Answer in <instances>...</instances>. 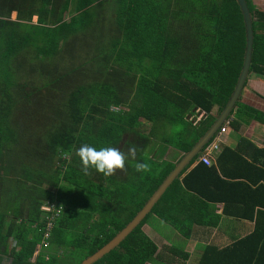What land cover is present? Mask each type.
Instances as JSON below:
<instances>
[{
  "label": "trees",
  "instance_id": "16d2710c",
  "mask_svg": "<svg viewBox=\"0 0 264 264\" xmlns=\"http://www.w3.org/2000/svg\"><path fill=\"white\" fill-rule=\"evenodd\" d=\"M248 2L255 20L251 73L264 76V11ZM76 45L91 54L60 69L64 58L74 60ZM246 46L236 0H0V264L4 257L13 264H81L112 240L174 169L164 159L168 147L188 153L212 127L214 108L219 115L236 89ZM32 53L36 80L19 72ZM238 107L230 128L264 124V112ZM200 111L206 116L198 120ZM85 143L125 153L135 146L136 158L112 176L95 169L85 175L76 155ZM246 145L256 151L252 161ZM256 147L242 138L236 149L222 151L218 170L201 166L192 171L200 176L196 182L176 180L119 248L96 264L160 258L163 251L143 231L150 218L185 239L193 225L215 221L218 227L221 217L211 215L202 198L225 199V215L250 218L257 227L222 250L209 246L200 264H264V149ZM136 162L151 170L137 172ZM215 191L222 198H211ZM55 201L60 214L48 230L41 208ZM235 205L243 208L234 212Z\"/></svg>",
  "mask_w": 264,
  "mask_h": 264
},
{
  "label": "crops",
  "instance_id": "0c3cea01",
  "mask_svg": "<svg viewBox=\"0 0 264 264\" xmlns=\"http://www.w3.org/2000/svg\"><path fill=\"white\" fill-rule=\"evenodd\" d=\"M255 6H257L258 9L264 11V0H254ZM241 104L249 105L257 110H260L264 112V76L256 73H252L249 83L244 91ZM217 107L214 108L212 114L214 116H218L217 114ZM205 117V116H204ZM235 119V118H234ZM218 137L220 138L219 142V151L215 152L214 150L211 151V158H212V165L207 166L205 165L201 160L200 157L192 164L189 165V167L186 169L185 173H183L180 177V180L182 181L186 176H188L189 183L194 180L196 182V178L200 177L197 174L192 173V171L196 168H200L201 166H204L208 169L210 168H216L218 167V157L222 153V151L225 148L230 149H236L240 140L242 138H248L257 146L256 148L264 149V124L259 123L257 121H252L249 125H244L241 130L236 131L230 127H228V131L225 134H219ZM249 149L250 156L247 158L252 161L251 154L254 157H257L256 151L251 146H243V149ZM169 149V148H168ZM168 151V150H167ZM260 155V154H259ZM184 156L183 153L179 151L170 150V152L166 153V156L164 157L165 160H170L172 163L178 162L182 157ZM170 158H173L171 160ZM261 162H264V159L260 158ZM260 162V163H261ZM223 164H228V162H223ZM260 165V164H259ZM224 169L227 173H235L238 174L236 170H232L231 168H227V166H224ZM196 179V180H195ZM218 192L210 193L209 195L215 198H222L221 194H217ZM227 194V193H226ZM225 194V195H226ZM187 197L191 199V194L188 193ZM227 197V196H226ZM229 197V196H228ZM203 202H206L211 206L209 213L211 215H222L225 216L224 210L227 207L225 205V199L217 200L216 202H212V199H201ZM242 209L241 205H235L233 211L238 212ZM222 217V218H223ZM232 220L234 226L237 229H241L240 234L236 236L231 243H225L223 239L217 238L216 233L217 230L222 233L223 228L219 226L214 228L216 229V232L213 234L211 231L204 229L207 225H193L192 228L196 226L204 227L203 233H206L209 235V237H206V235L200 233L199 231L194 232L193 229V235L189 239H185L174 227L169 225L168 223L158 219L154 218V220H150L144 227L143 231L146 233L147 237L154 242L158 248L159 251H163L159 257H155L154 260L150 261L147 264H200L202 256L204 255L205 250L209 246H215L219 250H222L229 245L237 242L238 240H243L250 236L257 227V222L250 219L243 217L242 219H234V217H227ZM222 220V219H221ZM221 223V222H220ZM220 225V224H219ZM202 230V228H201ZM202 232V231H201ZM213 234V235H212ZM219 235V234H218ZM222 236V234H221ZM186 241L184 243L182 240ZM190 242V245H187V243ZM178 248L179 254L177 251L175 252L176 255H166L169 253V248ZM181 252L189 254L188 258L186 255H183ZM162 259V257H164ZM2 264H13V259L11 257H4L2 260Z\"/></svg>",
  "mask_w": 264,
  "mask_h": 264
},
{
  "label": "water",
  "instance_id": "95a60500",
  "mask_svg": "<svg viewBox=\"0 0 264 264\" xmlns=\"http://www.w3.org/2000/svg\"><path fill=\"white\" fill-rule=\"evenodd\" d=\"M241 8L244 16L246 33H247V46L245 54V63L242 69L241 76L239 78L236 89L228 100L226 106L221 113L216 117V120L207 133L195 144V146L185 153L180 162L170 172V174L160 184L158 189L154 192L151 198L146 202L144 207L136 214V216L128 223V225L120 231L112 240L104 245L100 250L94 253L92 256L86 258L81 264H96L103 259L106 255L118 248L122 242L145 220V218L152 212L155 205L160 201L165 192L170 186L178 180L183 171L189 167V165L201 154L206 146L215 138L220 132L221 128L231 121L239 110V103L242 100L244 91L251 77V68L254 58V46H255V20L250 10L248 0H236Z\"/></svg>",
  "mask_w": 264,
  "mask_h": 264
},
{
  "label": "clouds",
  "instance_id": "9594fccd",
  "mask_svg": "<svg viewBox=\"0 0 264 264\" xmlns=\"http://www.w3.org/2000/svg\"><path fill=\"white\" fill-rule=\"evenodd\" d=\"M236 115H235V117H236ZM233 119H231V121H229V125H231ZM218 135H219V133H218ZM216 138L214 139V141L216 140ZM207 149H205L202 156L205 154ZM136 151H137V149L135 146L129 147L127 150V153H125L124 151H122L120 148H117V147L106 146V147H100L99 149H97L96 147L85 143V144H82L76 150V155L79 157L80 163L82 165V171L84 172L85 175H87L89 173V169H95L96 172L101 173L106 177H109V176L114 175L117 170L125 171L126 170V161L129 159V157H131L133 160H135ZM201 158L202 157H200V160H201ZM134 168L137 172H148L151 170L150 165L148 163H144V162H136L134 164ZM60 207H61L60 204H58L57 202L52 203V204L47 203L44 206H42L41 210L45 213V215H43V217L46 220V222L48 221V217L49 218L51 217L50 219H52L55 216H57V210L60 209ZM52 224H54L53 221H52ZM52 227H53V225H51L50 230L52 229ZM12 242H15V241H12ZM40 254H41V247L39 244L37 249H36L34 258L32 259V262H34L35 259Z\"/></svg>",
  "mask_w": 264,
  "mask_h": 264
},
{
  "label": "rangeland",
  "instance_id": "374dc122",
  "mask_svg": "<svg viewBox=\"0 0 264 264\" xmlns=\"http://www.w3.org/2000/svg\"><path fill=\"white\" fill-rule=\"evenodd\" d=\"M16 18H17V15L14 14V15L12 16V20L15 21ZM37 20H38L37 18H34L33 22L36 23ZM78 40H81V39L79 38ZM88 40H89V39H88ZM87 42H89V41H87ZM87 42H86V43H87ZM91 42H92V41H91ZM90 51H91L90 49L84 47L83 45H76V47H75L74 50H73V54L75 55L74 60L71 61V62H68V60L64 58V60H61V61H60L59 63H57V64L59 65L60 69L63 70V69H65L67 66H69L71 63H78V62H80V60H81L80 57H81L83 54H85V53H89ZM31 52H32V51H31ZM90 54H91V53H89V55H90ZM71 56H72V55H69L70 58H71ZM31 58H33V53H32V54H26V55L24 56V59H27V60L25 61V66H24V68H22L21 70H19V72L23 74V77H24V78H28V79H30V80H36V76H34V72L30 69L31 66L34 65V63H33L31 60H29V59H31ZM15 61H16V60H15ZM15 61H14V62H15ZM202 116H206V114H205L204 112L200 111V112L198 113V120H201V118H203ZM145 130L149 131V130H150V125H147L146 128H145ZM168 148H169V149H168V151H167V155H168V153L170 152V150L177 151V150L174 149L172 146H169ZM215 152H217V151H215ZM170 159L173 160V158H170ZM180 160H181V159H180ZM180 160H179L178 162L174 163L175 166L180 162ZM168 161H169V162H172V161H170L169 159H168ZM174 168H175V167H174ZM186 169H187V168H186ZM186 169L183 171V173L186 171ZM0 200H1V199H0ZM55 202H57V201H55ZM57 203H59V202H57ZM1 208H3V202L0 201V209H1ZM225 216H227V215H225ZM7 217L12 218V217H13V216H12V213L8 214ZM220 217H221L222 220L220 221L221 223H220V225H219V228L222 227L223 230H222V233H220V231L217 230L216 237H217V238H220V237H221L225 243H231V241H232L236 236H238V234H240L241 229H237V228L234 226L232 220H230V218H227V217H230V216L223 217L222 215H220ZM222 217H223V218H222ZM234 219H235V218H234ZM149 220H154V218H150ZM148 222H149V221H148ZM148 222H147V223H148ZM50 223H51V221H50ZM214 223H215V221L210 222L205 228H204V227H201V226H200V227L197 226L198 228H196V226H195V227H194V232L199 231L200 233L206 235V237H209L208 234L203 233V230H204V229H207V230L211 231V232L214 234V233L216 232V229L213 230V229H214V225H213ZM201 228H202V230H201ZM203 228H204V229H203ZM201 231H202V232H201ZM194 232H193V233H194ZM213 234H212V235H213ZM218 234H219V235H218ZM221 234H222V236H221ZM192 235H193V234H192ZM182 241H183L184 243H186L185 239L182 240ZM15 244H16L15 242H12V243H11L12 246H14ZM190 244H191L190 242L187 243V245H190Z\"/></svg>",
  "mask_w": 264,
  "mask_h": 264
},
{
  "label": "built area",
  "instance_id": "2783aa9c",
  "mask_svg": "<svg viewBox=\"0 0 264 264\" xmlns=\"http://www.w3.org/2000/svg\"><path fill=\"white\" fill-rule=\"evenodd\" d=\"M228 126H229V122L224 125L219 134H225L228 131ZM220 138L217 136L216 140L210 145V147L206 150L205 154L202 156L201 161L207 165V166H211L212 165V158H211V151H219V141ZM60 214V209L57 210V216ZM51 221V223H50ZM52 224V219H50L48 217V221H47V226H48V230H50ZM48 236V234L45 233V238Z\"/></svg>",
  "mask_w": 264,
  "mask_h": 264
}]
</instances>
